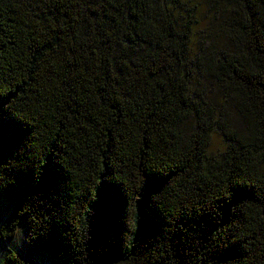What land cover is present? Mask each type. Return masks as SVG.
Instances as JSON below:
<instances>
[{
  "label": "trees",
  "instance_id": "trees-1",
  "mask_svg": "<svg viewBox=\"0 0 264 264\" xmlns=\"http://www.w3.org/2000/svg\"><path fill=\"white\" fill-rule=\"evenodd\" d=\"M0 264H264V0H0Z\"/></svg>",
  "mask_w": 264,
  "mask_h": 264
},
{
  "label": "rangeland",
  "instance_id": "rangeland-1",
  "mask_svg": "<svg viewBox=\"0 0 264 264\" xmlns=\"http://www.w3.org/2000/svg\"><path fill=\"white\" fill-rule=\"evenodd\" d=\"M195 1H199V0H195ZM212 146L213 148H216V146H221V143L220 141L218 140V138L214 137L213 140H212Z\"/></svg>",
  "mask_w": 264,
  "mask_h": 264
}]
</instances>
